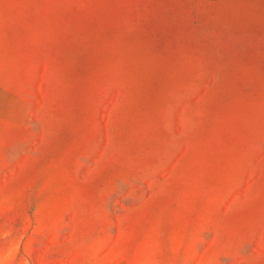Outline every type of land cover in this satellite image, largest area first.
Listing matches in <instances>:
<instances>
[{"label": "rangeland", "instance_id": "374dc122", "mask_svg": "<svg viewBox=\"0 0 264 264\" xmlns=\"http://www.w3.org/2000/svg\"><path fill=\"white\" fill-rule=\"evenodd\" d=\"M0 264H264V0H0Z\"/></svg>", "mask_w": 264, "mask_h": 264}]
</instances>
